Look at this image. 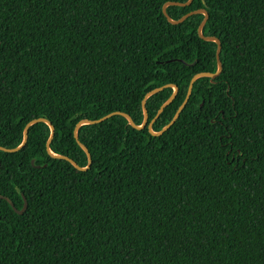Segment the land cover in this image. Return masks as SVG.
Wrapping results in <instances>:
<instances>
[{
	"label": "trees",
	"instance_id": "obj_1",
	"mask_svg": "<svg viewBox=\"0 0 264 264\" xmlns=\"http://www.w3.org/2000/svg\"><path fill=\"white\" fill-rule=\"evenodd\" d=\"M0 194V264H264V0H0Z\"/></svg>",
	"mask_w": 264,
	"mask_h": 264
},
{
	"label": "water",
	"instance_id": "obj_2",
	"mask_svg": "<svg viewBox=\"0 0 264 264\" xmlns=\"http://www.w3.org/2000/svg\"><path fill=\"white\" fill-rule=\"evenodd\" d=\"M211 39L214 40V41H216V42H218V40H216V39H214V38H211ZM219 51H220V47L218 46L217 51H216V57H217V59H218V63H219V55H218V54H219ZM220 70H221V67H220V65H219V69H218V71H220ZM174 88H175V91H174V93H173V96H174V94H175L176 91H177V88H176V87H174ZM189 93H190V90L188 91V94H187L185 100L183 101V103H182L181 106L179 107V109H178V111L176 112V115H175L174 119L171 121V123L175 120V118L178 116L180 110L183 108V106H184L185 103L187 102V100H188V96H189ZM144 122H145V121H144ZM171 123H170V124H171ZM51 129H52V131H53V128H51ZM0 198H3V199H5V200H7V201L9 202V204L11 205V207L14 209V211H16L18 214H21V213H23V212L26 210L27 202H26V199H25V198L23 199V205H22L21 209H17V208L14 206L13 202H12L8 197H5V196H3V195L0 194Z\"/></svg>",
	"mask_w": 264,
	"mask_h": 264
}]
</instances>
